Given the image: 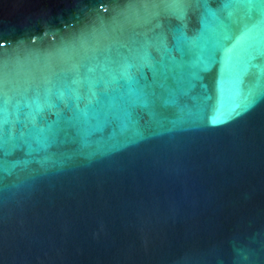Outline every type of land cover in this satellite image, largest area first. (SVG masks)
Listing matches in <instances>:
<instances>
[{
  "label": "water",
  "instance_id": "obj_1",
  "mask_svg": "<svg viewBox=\"0 0 264 264\" xmlns=\"http://www.w3.org/2000/svg\"><path fill=\"white\" fill-rule=\"evenodd\" d=\"M0 264H264V0H0Z\"/></svg>",
  "mask_w": 264,
  "mask_h": 264
}]
</instances>
